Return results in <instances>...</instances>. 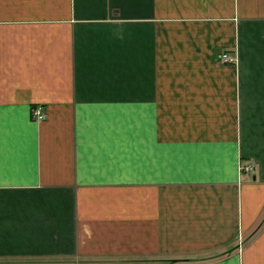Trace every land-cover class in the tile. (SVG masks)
Wrapping results in <instances>:
<instances>
[{"label":"crops","instance_id":"crops-1","mask_svg":"<svg viewBox=\"0 0 264 264\" xmlns=\"http://www.w3.org/2000/svg\"><path fill=\"white\" fill-rule=\"evenodd\" d=\"M0 264H264V0H0Z\"/></svg>","mask_w":264,"mask_h":264},{"label":"built area","instance_id":"built-area-1","mask_svg":"<svg viewBox=\"0 0 264 264\" xmlns=\"http://www.w3.org/2000/svg\"><path fill=\"white\" fill-rule=\"evenodd\" d=\"M219 59L220 60H223V61H235V55L233 56H230L228 53H223L219 56ZM32 116L34 119H42L43 118V113L41 112V109L39 107L37 108H34L32 110ZM241 169H245L247 171H251L253 169V166L252 165H244L242 166Z\"/></svg>","mask_w":264,"mask_h":264}]
</instances>
